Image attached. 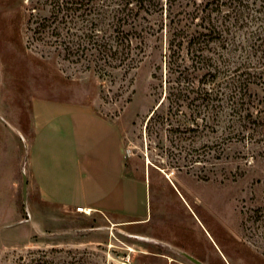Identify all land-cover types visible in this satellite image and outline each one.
Returning <instances> with one entry per match:
<instances>
[{
  "label": "rangeland",
  "instance_id": "rangeland-1",
  "mask_svg": "<svg viewBox=\"0 0 264 264\" xmlns=\"http://www.w3.org/2000/svg\"><path fill=\"white\" fill-rule=\"evenodd\" d=\"M55 3L0 0V143L19 144L25 158L34 99L92 106L120 128L128 173L150 180L152 220L135 227L71 213L34 191L25 204L21 182L16 199L1 194L0 264H194L182 253L202 264H264V0H232L213 15L230 29L208 50L225 94L217 131L190 102L179 113L162 105L166 34L147 41L136 69L113 68L85 37L91 23L56 20ZM69 29L74 56L62 44Z\"/></svg>",
  "mask_w": 264,
  "mask_h": 264
},
{
  "label": "crops",
  "instance_id": "crops-1",
  "mask_svg": "<svg viewBox=\"0 0 264 264\" xmlns=\"http://www.w3.org/2000/svg\"><path fill=\"white\" fill-rule=\"evenodd\" d=\"M30 116L22 131L23 138L32 135L25 158L19 144L0 143V198L4 192L8 200L17 198L24 169L28 197L34 191L44 204L71 213L84 208L126 226L150 224V180L128 173L124 138L115 123L88 104L41 98L32 101Z\"/></svg>",
  "mask_w": 264,
  "mask_h": 264
},
{
  "label": "trees",
  "instance_id": "trees-1",
  "mask_svg": "<svg viewBox=\"0 0 264 264\" xmlns=\"http://www.w3.org/2000/svg\"><path fill=\"white\" fill-rule=\"evenodd\" d=\"M231 3L232 0H207L205 4L197 0H56L53 15L66 25L80 19L91 23L90 34L85 37L92 50L107 65L124 67L128 72L143 63L147 41L153 38L162 42L166 34L164 67L159 69L167 74L168 92L162 105L169 101V111L179 113L190 102L197 115H204L205 128L217 131L226 109L222 100L225 94L215 85L219 71L208 50L212 43L227 40L230 29L223 22L219 24L218 17L213 15L224 12L223 7ZM191 7L194 10L190 12ZM103 23L106 28L99 29ZM71 31L68 30L62 44H67L68 54L74 56L76 34ZM233 106L232 111L237 110L236 102ZM157 111L150 116L149 123Z\"/></svg>",
  "mask_w": 264,
  "mask_h": 264
},
{
  "label": "water",
  "instance_id": "water-1",
  "mask_svg": "<svg viewBox=\"0 0 264 264\" xmlns=\"http://www.w3.org/2000/svg\"><path fill=\"white\" fill-rule=\"evenodd\" d=\"M25 165H26V160H25V164H24V168H25ZM23 197H24V202L25 204H27V200H28V178L24 172V169H23ZM138 239L140 240H143V241H146V242H149V243H153L159 247H162V248H165V249H170V250H174V248L166 243H163V242H160V241H157V240H153V239H148V238H144V237H137ZM182 255L184 257H186L188 260H190L191 262H193L194 264H202L200 263L198 260L192 258L191 256L185 254V253H182Z\"/></svg>",
  "mask_w": 264,
  "mask_h": 264
},
{
  "label": "built area",
  "instance_id": "built-area-1",
  "mask_svg": "<svg viewBox=\"0 0 264 264\" xmlns=\"http://www.w3.org/2000/svg\"><path fill=\"white\" fill-rule=\"evenodd\" d=\"M76 212L77 213H80V214L91 215V210H86L84 208H77L76 209Z\"/></svg>",
  "mask_w": 264,
  "mask_h": 264
},
{
  "label": "bare ground",
  "instance_id": "bare-ground-1",
  "mask_svg": "<svg viewBox=\"0 0 264 264\" xmlns=\"http://www.w3.org/2000/svg\"><path fill=\"white\" fill-rule=\"evenodd\" d=\"M164 173V172H163ZM165 174V173H164ZM133 251V250H132Z\"/></svg>",
  "mask_w": 264,
  "mask_h": 264
}]
</instances>
